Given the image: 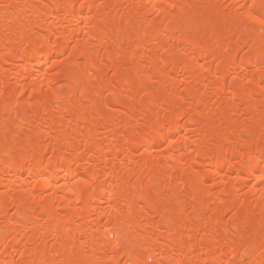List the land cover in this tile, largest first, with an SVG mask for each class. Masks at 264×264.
<instances>
[{"label":"bare ground","instance_id":"bare-ground-1","mask_svg":"<svg viewBox=\"0 0 264 264\" xmlns=\"http://www.w3.org/2000/svg\"><path fill=\"white\" fill-rule=\"evenodd\" d=\"M0 264H264V0H0Z\"/></svg>","mask_w":264,"mask_h":264},{"label":"snow or ice","instance_id":"snow-or-ice-1","mask_svg":"<svg viewBox=\"0 0 264 264\" xmlns=\"http://www.w3.org/2000/svg\"><path fill=\"white\" fill-rule=\"evenodd\" d=\"M242 7H247V5H244V6H242Z\"/></svg>","mask_w":264,"mask_h":264}]
</instances>
